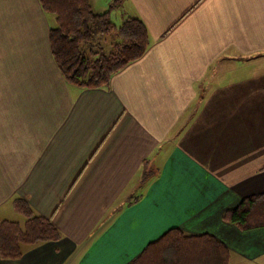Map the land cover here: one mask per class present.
<instances>
[{
  "label": "crops",
  "instance_id": "crops-1",
  "mask_svg": "<svg viewBox=\"0 0 264 264\" xmlns=\"http://www.w3.org/2000/svg\"><path fill=\"white\" fill-rule=\"evenodd\" d=\"M123 15L148 49L82 88L38 0H0V219L23 199L60 233L0 264H125L173 227L259 264L264 226L225 214L264 194V0H126Z\"/></svg>",
  "mask_w": 264,
  "mask_h": 264
},
{
  "label": "trees",
  "instance_id": "trees-1",
  "mask_svg": "<svg viewBox=\"0 0 264 264\" xmlns=\"http://www.w3.org/2000/svg\"><path fill=\"white\" fill-rule=\"evenodd\" d=\"M39 3L44 12L54 16L48 32L50 52L71 85L107 86L116 72L140 58L150 45L147 28L139 17L128 16L115 24L109 21V11L94 12L89 0ZM105 33L110 34L111 48L107 54L102 51V40L97 42L93 38ZM15 208L24 215V221L0 219L1 258H19L24 247L60 238L54 224L34 213L23 199L15 200ZM225 218L244 230L264 226V194L243 198L236 208L226 212ZM229 259L230 250L214 236L173 227L125 264H229Z\"/></svg>",
  "mask_w": 264,
  "mask_h": 264
},
{
  "label": "rangeland",
  "instance_id": "rangeland-1",
  "mask_svg": "<svg viewBox=\"0 0 264 264\" xmlns=\"http://www.w3.org/2000/svg\"><path fill=\"white\" fill-rule=\"evenodd\" d=\"M89 1H90V4H91L94 12L103 13V12L109 11L108 12V18H109V21L111 23L114 22L115 24H119V23H121V21H123L126 18V17L124 18V15H123V11L126 8V0H89ZM38 2H39V0H38ZM41 9L43 10L42 7H41ZM44 14H45V18H46L47 23H48V27L50 28V26L54 24V16H53V14H51L49 12H44ZM24 17H25V15L21 16V18H24ZM109 37H110L109 33H105L104 35H95L93 37V38H95V41H97V42H100V40H102L101 41L102 44H105L104 50H102V51L103 52L105 51L106 54L110 51V48H111ZM227 62H229V61H227ZM233 63L236 64L237 61H233L232 64ZM224 64H226V62ZM11 214L12 213H9L6 219L16 220V221H22L24 219V217L22 215H20L16 212L14 213L15 214L14 216H9ZM158 240L159 239H156V240H153L152 242H155ZM144 249H145V247H143L142 251ZM178 258L179 257L175 255V259L178 260ZM258 263L264 264V261H258Z\"/></svg>",
  "mask_w": 264,
  "mask_h": 264
}]
</instances>
